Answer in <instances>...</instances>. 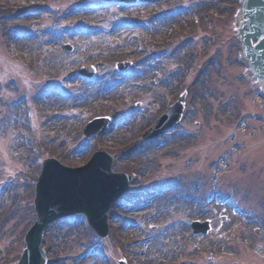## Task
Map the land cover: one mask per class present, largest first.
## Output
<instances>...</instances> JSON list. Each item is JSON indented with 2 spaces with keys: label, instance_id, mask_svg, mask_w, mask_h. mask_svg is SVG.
<instances>
[{
  "label": "rangeland",
  "instance_id": "obj_1",
  "mask_svg": "<svg viewBox=\"0 0 264 264\" xmlns=\"http://www.w3.org/2000/svg\"><path fill=\"white\" fill-rule=\"evenodd\" d=\"M110 1L0 0V80L3 83L14 81L22 88L17 92L12 86L0 95V148L3 155L0 184L14 183L12 191L17 193L14 198H22L16 207L18 209L7 211L0 220V237L9 238L0 245L1 256L6 249L9 254L7 258L0 257V264H15L24 250V246L13 247L15 240H12L17 233L8 235L9 229L20 222L26 226L34 218V198L29 194L34 174L32 178L28 177L31 164L27 162L28 152L22 147V140L18 136L19 132H26L24 116H19L22 114L20 108L25 105L14 108L9 103L18 101L24 95H47L46 91H41L44 86L40 88L37 77L53 80L59 75L69 76L80 64H89L91 58H94L93 64L105 65L102 71H98L101 82L83 84L80 89L73 85L74 89L71 90L76 94L87 92L86 87H89L88 102L77 101L79 107L76 109L72 104L74 101L58 104L61 99L52 91L50 94H53L55 102L51 99L47 105H36L35 102L33 109H38L35 110L39 118L37 138L45 141L40 142L44 148L43 158L56 157L75 168L89 161L94 151L115 152L118 157L117 171L129 176L135 174L137 178L139 176L140 193L151 192L152 187L156 189L159 185L163 188L165 193L160 197L147 194L149 204L146 207L141 206L146 202L143 195L134 208L127 204L116 211L120 217L123 213L121 218H127L130 224L112 218V231L106 241L114 248L112 264H118L120 260H127L129 264H264V133H259L250 142L253 137L251 133L257 129L264 131V118H248L243 127L233 130L240 112L264 116V86L258 85L249 75L248 79L243 78L249 73L246 64L242 63L236 32L241 19L240 0H225L222 7L217 6L219 0H159L160 10L156 3H149L151 0L125 10L109 5L106 9L99 5ZM96 4L99 6H92ZM161 4L165 6L161 7ZM46 7L52 9L53 14L42 12L46 11ZM163 8L179 10L176 13L178 17L174 19L176 14L168 17L158 32L138 27L120 29L119 20H128L143 27L161 24L160 20H151L155 14L163 12ZM98 11L100 13H96ZM194 20L199 24L194 25ZM79 29L92 30L94 35L91 37L94 38L89 40L86 37V41L80 42L79 35L74 38L75 43L64 40L67 44H74L76 50L73 54L67 55L61 51L59 42L52 43L55 38L51 32L55 34L56 31ZM83 30L79 33L84 34ZM19 34L26 37L21 40ZM136 38L142 40V45ZM192 40L195 43L191 44ZM209 42L211 47L206 50ZM93 46L97 52L91 55ZM140 47H143L144 53L137 55ZM198 48L200 50H196ZM82 51H86L88 56L81 54ZM7 53L30 67L22 72L27 77L25 87L21 86L18 69L13 67L11 60H5L4 54ZM53 54H56L54 60L48 61L47 58ZM153 54L158 56L152 60L155 68H160L161 64L167 67L160 78L172 80L173 74L179 72L178 82L165 88L159 85L154 87V73L149 74L148 70L143 72L147 63L144 65L141 62ZM2 60L6 61L7 69ZM122 62H132L130 72H140L139 76L128 78L127 75H119L116 66ZM192 67L193 72L190 70ZM126 78V83L119 84L116 91H111L117 87L113 84ZM52 83L50 85L54 89H59V84ZM134 84H142L143 87L135 88ZM95 92L97 95L99 93L98 97ZM181 92H185L186 97L182 100L184 112L178 126L161 139L142 146L143 134L156 123L169 103L178 101ZM259 92L263 93L261 97ZM256 101L258 105H255ZM234 102L239 103L238 110H235ZM138 104H141V114L144 116L135 120L130 114ZM147 107H151L148 113ZM74 110L78 112L73 113ZM84 112H89L90 118H85ZM54 113L59 117L53 119ZM233 113L236 114L232 116ZM97 117L118 118L119 122L109 137L91 138L88 143L83 142L86 140L81 136V130ZM250 130V135L243 138L251 144L246 156L249 158L246 175H243L246 159L244 163H236L234 169L227 170L226 161L234 160L236 146L231 142V137L225 146L220 139L226 138L232 131L241 135ZM211 140H219L218 147L214 145L210 150H205L206 153H201L200 149L209 146ZM225 151L228 153L223 154ZM220 154L223 159L218 161ZM146 159L150 164L145 162ZM210 162L215 164L211 165ZM219 169L222 180L218 186L224 193L225 190L232 192L236 178L244 186L248 183L250 188L245 191L240 187L236 198L245 212L252 213L250 219L238 216L216 201V186H213L211 174H218ZM177 186L182 189L181 193L176 192ZM251 191L255 194L252 195ZM188 193L194 196L195 203L186 205L183 202L182 195ZM117 213L113 216L119 215ZM197 220L212 221L211 231L207 235L193 234L190 224ZM80 223L81 220H78ZM137 224L144 232L135 230L133 226ZM80 226L78 232L77 227L68 226L64 229L57 226L51 230L45 241L50 262L92 264V260H95L96 264H104L92 256H83L86 255L83 244L91 246L96 252L98 248L95 242L94 245L89 244V239L81 236ZM83 237L82 242L80 239ZM149 238L153 242L141 244ZM132 249H136V252ZM179 254L184 256L182 260L177 259ZM228 254L233 255L228 257Z\"/></svg>",
  "mask_w": 264,
  "mask_h": 264
},
{
  "label": "water",
  "instance_id": "obj_2",
  "mask_svg": "<svg viewBox=\"0 0 264 264\" xmlns=\"http://www.w3.org/2000/svg\"><path fill=\"white\" fill-rule=\"evenodd\" d=\"M245 14L248 21L243 23L241 26V37L254 72H256L259 76L264 77V0H247L245 5ZM260 38L261 40L259 44L252 48L251 39ZM100 164H105V162H101L98 165ZM51 165L52 164H48L47 169L51 167ZM107 171L108 165H102L96 170V175H105ZM67 190L69 193L72 192L74 195H78V191L72 186L68 187ZM80 196L83 197L84 194L81 193ZM49 199L50 200L48 202V198L46 200L43 199L39 201L40 206H38V211L42 217H45L49 213L48 211L51 207H60V204H58V202L53 198ZM29 260V258H25L24 263Z\"/></svg>",
  "mask_w": 264,
  "mask_h": 264
},
{
  "label": "bare ground",
  "instance_id": "obj_3",
  "mask_svg": "<svg viewBox=\"0 0 264 264\" xmlns=\"http://www.w3.org/2000/svg\"><path fill=\"white\" fill-rule=\"evenodd\" d=\"M177 17H178V15H175V18H174V19H176ZM157 24H160V23H157ZM155 29H157V30H155ZM153 31H154V32H158V27L155 26ZM93 38H94V37H89V40H93ZM13 42H14V41H13ZM53 42H56V44H57L58 42L60 43L61 40L53 39V40H52V43H53ZM14 44H16V43L14 42ZM82 52H83V54L87 55V54H86V53H87L86 51H82ZM54 57H56V54H54L53 56H50V58H48L47 60L50 61V62H52V61L54 60ZM150 66H151V65H150ZM150 66H147L146 69L150 68ZM153 71H154V69H153V68H150V72H151V74L153 73ZM176 80H177V76H174V81H176ZM170 83H171V81L168 80L167 82L164 83V85H165V86H169ZM258 84H261L262 86L264 85V83H262V82H258ZM38 102H39V103H43L44 101H43V100H38ZM146 158H147V157H146ZM74 159H76V156H74ZM145 162L148 163V164H150V162H148V159H146ZM185 204L187 205V203H185ZM191 207H192V206H191ZM155 242H159V241H155ZM149 245H150V244H149ZM132 251L135 252L136 249H134V250L132 249ZM85 261L88 262L89 259H88V260H85ZM93 261H94V263L96 262L95 260H93Z\"/></svg>",
  "mask_w": 264,
  "mask_h": 264
}]
</instances>
